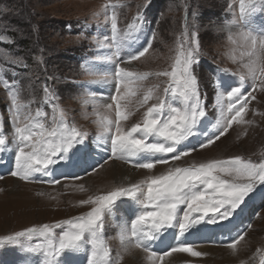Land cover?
I'll return each instance as SVG.
<instances>
[{"label":"rangeland","instance_id":"374dc122","mask_svg":"<svg viewBox=\"0 0 264 264\" xmlns=\"http://www.w3.org/2000/svg\"><path fill=\"white\" fill-rule=\"evenodd\" d=\"M105 3L109 8L103 12L101 6ZM144 3L145 0H0V133L4 135L8 149L0 153V158L9 161L0 165V237L80 216L90 210L89 206L80 203L82 199L93 193H103L116 184H124L120 178L103 172L113 161L108 160L111 154L109 135H100L101 122L106 116L112 118L113 114L111 110L100 107V101H106L113 94L115 84L89 83L96 78L90 72L114 73L117 64L142 51L150 39L149 52L145 57L132 61L129 70L136 73L170 70L185 34L199 30L201 57L192 68L206 93L205 115L193 125L186 139L176 145L178 152L196 147L217 134L213 125L219 117L218 108L214 107L218 93L226 94L231 88L241 86L243 91L248 89L256 97L249 100L244 113V120L250 123H234L229 133L215 145L191 153L178 163L188 166L206 159H229L236 155L256 163L264 161V92L259 87L253 89L250 81L242 84L238 76L231 74L241 70L242 49L231 45L227 39L232 34L230 27L247 30L257 37L264 36V27L256 29L253 26L252 30L239 27L238 4L234 0H163L162 3L151 0L143 9L140 6ZM113 13L122 37L138 13L142 14V20L136 21L139 27L115 48L105 47L111 42L110 20L106 16L111 17ZM246 13L251 14V21L263 25L264 0H254ZM213 22L214 27L206 28ZM246 23L251 24L249 21ZM223 68L229 70L228 74L220 71ZM209 77L216 87L211 86ZM157 82V78L152 76L133 87L146 90ZM46 87L69 126L89 134L68 152L57 153L53 158L56 162L37 176L47 174L46 178L60 179L62 176L82 177L89 173L85 179H61L60 183L47 184L21 181L10 175L15 143L11 94L15 93L26 106L25 114L31 113L35 117L36 111L45 112L46 117L36 119L51 127L54 113L51 104L45 102ZM92 93L96 94L95 98ZM181 106L179 98L168 96L162 114L166 116L170 108ZM139 118L133 108L129 120L135 122ZM146 142L163 141L152 135ZM161 158L159 154L140 152L131 159L144 162ZM106 160L108 163L104 169L91 172ZM115 162L131 167V164L120 160ZM166 167L157 166L159 172L166 171ZM141 178L139 172L131 182ZM81 183L85 191L78 187ZM142 199L141 193L134 197H120L103 213L101 239L109 248L114 264L117 253L124 257L121 264H148L144 253H139L136 259L126 255L121 242V231L127 230L144 210ZM183 207L181 205L178 209V216L182 214ZM220 211L230 214L225 219L214 213L206 214L184 233L187 236L200 230L206 233L203 241L199 242L200 238H193L194 242L179 241L193 244L194 251H199V246L217 249L208 254L201 252L200 257H192L188 253L173 254L179 259L173 260L172 264H264V183L254 186L236 209L225 205ZM199 215L194 214V218ZM175 224L174 221L173 226L146 243H150L155 251L173 246L177 238L164 235H177ZM66 230L64 225L53 229L52 238L55 240ZM240 233L245 239L236 244L235 251L229 249L227 242ZM89 238L85 233L74 247L63 249L51 258L46 257L42 249L35 248L36 243L44 242L38 235L3 241L0 242V264H44L46 259L50 264H88ZM209 239L224 243H208ZM169 259L166 257L165 261H157V264H165Z\"/></svg>","mask_w":264,"mask_h":264},{"label":"snow or ice","instance_id":"6c2138e0","mask_svg":"<svg viewBox=\"0 0 264 264\" xmlns=\"http://www.w3.org/2000/svg\"><path fill=\"white\" fill-rule=\"evenodd\" d=\"M151 0H145L140 7L145 9ZM254 0H234L238 4L240 16H243L252 5ZM103 12L107 11L109 5L101 6ZM110 20L111 42L105 47H117L126 36L139 27L137 20H142V14L137 15L133 23L129 24L128 32L122 37L117 26V17L113 13ZM232 23H235L233 21ZM215 23H210L206 28L210 29ZM195 27V26H192ZM232 34L228 36L231 45L242 49L239 72L231 74L242 84L250 81L251 87H259L264 92V36L257 37L247 30H238L230 27ZM152 45L149 44L138 54L129 57L122 64H117L115 72L105 74L90 72L96 78L89 81L92 84H106L114 82L115 90L106 100L100 101V107L111 110L112 118H106L101 122L100 135L108 134L110 139V156L108 160L113 162L120 160L131 164V168L140 170L141 179L127 184H116L100 194H90L82 199V205L89 206L90 210L80 216L73 217L55 223L44 224L41 227H29L24 231H16L12 235L0 237V242L14 240L18 237L38 235L44 241L36 243V249H42L48 258L58 254L59 251L74 247L81 241L85 233L89 234L90 255L88 264H114L111 252L101 239L103 230L102 217L104 211L120 197H134L137 193L142 194V205L144 210L136 216L127 230L121 231V242L125 246L124 251L136 256L139 253L146 255L148 264H157V261H165L172 264L179 257L173 254L188 253L192 257H200V251L193 250V244L175 243L164 251H155L150 243L156 236L168 227L177 228V240L203 216L214 213L225 219L230 214L228 211L221 212L225 205L232 210L243 203L245 197L254 190V186L264 183V161L256 163L250 159L242 158L240 155L229 159H206L202 162L182 166L183 158L189 157L191 153L208 149L215 145L232 125L250 123L244 120V113L250 99H256L251 92L243 91L241 86L233 87L226 94L218 93L216 104L219 117L213 127L217 134L206 142L186 151L178 152L176 145L184 141L190 134L193 125L205 115L204 97L206 93L200 85L198 75L192 66L197 64L201 57V43L199 30H190L184 36L181 49L178 52L170 70L136 73L129 70L131 62L137 61L149 52ZM233 60L235 58L233 57ZM220 71L228 74V69ZM155 76L157 83L145 89L134 88V84L147 81ZM162 78V79H161ZM211 83V77H209ZM7 83L5 87H7ZM216 87V85H212ZM46 103L51 104L54 113L51 127L37 120V117H46L43 111H36L35 117L31 113H24L25 105L19 97L11 94V108L13 110L12 127L14 129V153L11 161L10 175L21 181L56 184L61 179H85L89 176H62L60 179L37 176L49 165L55 163L53 159L57 153L68 152L75 143H81L89 134L79 130L75 126H69L65 115L59 111L53 103V94L46 87L44 89ZM95 98L96 94L92 93ZM168 96H175L182 102L181 107L170 108L167 115H163L165 100ZM190 103V106L189 105ZM136 109L139 119L135 122L129 120ZM58 113V116L55 115ZM154 135L161 138L163 142L147 143V137ZM7 143L4 135L0 133V153L6 152ZM147 152L159 154L162 158L136 162L134 157L137 153ZM106 160L91 172L104 169L108 163ZM9 163L8 160L0 158V165ZM14 165V166H13ZM158 165H164L166 171L159 172ZM159 173V174H158ZM81 191H85L83 183L78 185ZM183 205L182 214L178 216V209ZM194 214H200L194 218ZM67 226L63 234H58L56 239L52 238L53 229ZM245 239L240 233L232 241L227 242V247L236 250V244ZM208 243H224L209 239ZM115 264H121L123 255L117 253ZM44 264H50L46 259Z\"/></svg>","mask_w":264,"mask_h":264},{"label":"bare ground","instance_id":"6f19581e","mask_svg":"<svg viewBox=\"0 0 264 264\" xmlns=\"http://www.w3.org/2000/svg\"><path fill=\"white\" fill-rule=\"evenodd\" d=\"M103 172L105 174L113 175L117 178H120V180L123 181L124 184H127L129 181H132L134 179V177L140 172V170H135L129 166L122 165V164L117 163V162H113ZM193 234L195 235L196 238L200 237L198 232H194ZM215 249H217V248L208 247V246H199V248H198V250L200 252H202V253L206 252L207 254L209 253V251L215 250ZM214 254H216V253L214 252ZM126 255H128V253ZM180 255L181 254H179L178 256H180ZM129 256H131L133 259H136L138 257V255L133 256L130 254H129ZM174 256H176V255H174ZM168 259H169V257H168Z\"/></svg>","mask_w":264,"mask_h":264},{"label":"trees","instance_id":"16d2710c","mask_svg":"<svg viewBox=\"0 0 264 264\" xmlns=\"http://www.w3.org/2000/svg\"><path fill=\"white\" fill-rule=\"evenodd\" d=\"M156 1H157V2H160V3L163 2V0H156ZM23 44H24V45H27L26 42H25V43L23 42Z\"/></svg>","mask_w":264,"mask_h":264}]
</instances>
